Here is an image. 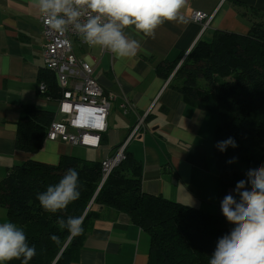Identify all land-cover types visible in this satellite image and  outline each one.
Returning a JSON list of instances; mask_svg holds the SVG:
<instances>
[{"label":"crops","instance_id":"0c3cea01","mask_svg":"<svg viewBox=\"0 0 264 264\" xmlns=\"http://www.w3.org/2000/svg\"><path fill=\"white\" fill-rule=\"evenodd\" d=\"M196 11L211 16L205 30L202 22L192 19ZM182 14L185 23L165 22L154 38L127 29L126 35L138 40L142 49L132 58L121 59L75 40V54L93 65L96 80L115 96L106 141L101 137L94 148L46 139L39 152L29 153L15 145L25 106L56 111L57 104L38 90L40 71L47 69L41 14L30 0H0V180L8 167L29 159L57 164L67 154L105 160L144 118V128L127 146L142 164L144 192L215 208L217 116L188 102L175 81L167 83L168 78L158 74L157 65L189 53L199 40L211 41L217 30L247 34L254 22L264 23V0H188ZM125 97L132 102L127 113L120 107ZM95 208L99 217L91 221L71 264H148L149 234L125 212ZM5 221L7 210L0 205V222Z\"/></svg>","mask_w":264,"mask_h":264},{"label":"trees","instance_id":"16d2710c","mask_svg":"<svg viewBox=\"0 0 264 264\" xmlns=\"http://www.w3.org/2000/svg\"><path fill=\"white\" fill-rule=\"evenodd\" d=\"M183 57L159 62L157 71L164 78L174 74L171 81L188 102L217 116L218 202L214 210L144 192L142 164L127 147L124 159L105 180L103 160L67 154L57 164L29 159L8 167L0 180V205L6 208L8 221L22 228L29 245L36 247L37 254L29 264H71L91 221L99 217L96 206L127 213L149 234L148 264H208L218 240L235 227L223 216L221 201L228 194L239 200L237 182L247 179L249 169L264 164V23L254 22L247 34L217 30L211 41L199 40L181 62ZM39 81L45 83V97L52 101L62 98L52 71H40ZM55 115L54 109L25 106L17 123L16 148L39 152ZM229 137L237 147L221 152L217 142ZM106 138L104 133L102 142ZM122 143L112 149L111 156ZM71 168L79 172L80 198L55 214L45 211L37 194L58 183ZM246 187L250 190V185ZM69 216L84 217L82 235L72 238L67 229L59 228L57 219ZM53 234L60 238L59 244L50 239Z\"/></svg>","mask_w":264,"mask_h":264},{"label":"clouds","instance_id":"9594fccd","mask_svg":"<svg viewBox=\"0 0 264 264\" xmlns=\"http://www.w3.org/2000/svg\"><path fill=\"white\" fill-rule=\"evenodd\" d=\"M30 3L50 30L61 35L71 30L89 47L98 46L123 59L135 57L142 50L138 40L126 35L127 29L154 38L165 22H186L182 10L188 0H30ZM216 146L224 152L237 144L229 137L218 141ZM234 161L235 158L229 163ZM246 177L235 187L239 200L228 194L221 201L223 216L235 227L218 240L208 264H264V164L249 169ZM79 185V172L71 168L58 183L38 193L37 200L45 211L55 214L80 198ZM246 185H250V190ZM83 220V216H69L66 220L58 218L56 223L75 238L83 234ZM50 239L60 243L55 234ZM36 254V247L29 245L22 228L13 222H0V264L13 260L29 264Z\"/></svg>","mask_w":264,"mask_h":264},{"label":"built area","instance_id":"2783aa9c","mask_svg":"<svg viewBox=\"0 0 264 264\" xmlns=\"http://www.w3.org/2000/svg\"><path fill=\"white\" fill-rule=\"evenodd\" d=\"M192 19L202 22L203 30H205L211 16L196 11L192 14ZM40 21L45 39V66L56 75L63 92L62 98L56 102L55 119L48 129L46 138L47 140H61L74 145L99 147L103 133L108 130V115L113 107L115 96L107 92L96 80L93 65L75 54L73 43L77 40L85 44L82 38L71 30L63 35L50 30L44 24L42 16H40ZM188 54L184 55L181 62ZM173 75H170L167 83L171 81ZM38 90L40 93L45 92L44 82H39ZM120 107L124 113H127L132 108V102L125 97ZM143 128L144 118H141L126 136L118 151L113 156L103 160L104 180L112 169L124 159L125 148ZM93 140L95 143L91 142Z\"/></svg>","mask_w":264,"mask_h":264},{"label":"rangeland","instance_id":"374dc122","mask_svg":"<svg viewBox=\"0 0 264 264\" xmlns=\"http://www.w3.org/2000/svg\"><path fill=\"white\" fill-rule=\"evenodd\" d=\"M240 167H243V165H240ZM192 205H193V204H192ZM197 205H200V204H197ZM212 206H213V205H210V206H209V207H210V208H209L210 210H214V207H212Z\"/></svg>","mask_w":264,"mask_h":264},{"label":"snow or ice","instance_id":"6c2138e0","mask_svg":"<svg viewBox=\"0 0 264 264\" xmlns=\"http://www.w3.org/2000/svg\"><path fill=\"white\" fill-rule=\"evenodd\" d=\"M92 143H95V141L93 140V141H91Z\"/></svg>","mask_w":264,"mask_h":264},{"label":"water","instance_id":"95a60500","mask_svg":"<svg viewBox=\"0 0 264 264\" xmlns=\"http://www.w3.org/2000/svg\"><path fill=\"white\" fill-rule=\"evenodd\" d=\"M178 68V67H177ZM92 203V202H91Z\"/></svg>","mask_w":264,"mask_h":264}]
</instances>
